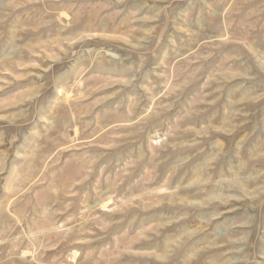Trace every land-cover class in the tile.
<instances>
[{"label":"rangeland","instance_id":"1","mask_svg":"<svg viewBox=\"0 0 264 264\" xmlns=\"http://www.w3.org/2000/svg\"><path fill=\"white\" fill-rule=\"evenodd\" d=\"M0 264H264V0H0Z\"/></svg>","mask_w":264,"mask_h":264}]
</instances>
